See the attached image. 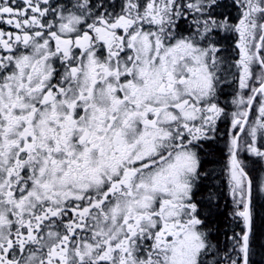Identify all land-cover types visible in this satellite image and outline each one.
Instances as JSON below:
<instances>
[{"label":"snow or ice","instance_id":"obj_1","mask_svg":"<svg viewBox=\"0 0 264 264\" xmlns=\"http://www.w3.org/2000/svg\"><path fill=\"white\" fill-rule=\"evenodd\" d=\"M0 264H264V0H0Z\"/></svg>","mask_w":264,"mask_h":264}]
</instances>
